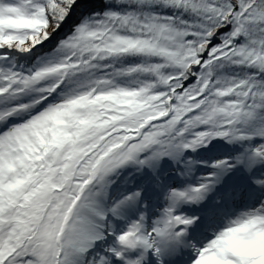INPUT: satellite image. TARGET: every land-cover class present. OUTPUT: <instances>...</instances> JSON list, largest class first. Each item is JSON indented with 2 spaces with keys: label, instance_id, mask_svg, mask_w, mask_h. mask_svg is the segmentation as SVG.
Here are the masks:
<instances>
[{
  "label": "snow or ice",
  "instance_id": "snow-or-ice-1",
  "mask_svg": "<svg viewBox=\"0 0 264 264\" xmlns=\"http://www.w3.org/2000/svg\"><path fill=\"white\" fill-rule=\"evenodd\" d=\"M0 264H264V0H0Z\"/></svg>",
  "mask_w": 264,
  "mask_h": 264
}]
</instances>
